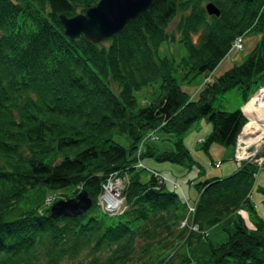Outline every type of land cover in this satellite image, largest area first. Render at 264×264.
Returning <instances> with one entry per match:
<instances>
[{
	"label": "trees",
	"instance_id": "16d2710c",
	"mask_svg": "<svg viewBox=\"0 0 264 264\" xmlns=\"http://www.w3.org/2000/svg\"><path fill=\"white\" fill-rule=\"evenodd\" d=\"M99 1L0 0V264H127L135 252L138 264H264V216L250 195L253 165L196 182L192 212L188 186L156 169L140 180L143 158L192 162L181 136L200 118L210 124L204 151L233 149L245 120L239 110L214 109L211 102L234 89L243 105L264 83V0H153L103 43L72 41L60 16L75 17ZM208 3L218 17L206 15ZM175 19L176 40L168 31ZM248 34L257 37L254 46L215 76L234 54L233 41ZM168 43L185 55L161 56ZM210 74L195 96L182 90ZM154 83L157 95L140 106L134 94ZM156 135L160 146L152 144ZM168 135L176 139L171 149L162 147ZM114 175L126 177L123 208L108 214L97 198ZM81 190L92 199L84 214L52 218L47 196L6 220L30 193L72 198ZM231 214L225 239L207 241V253L192 260V247Z\"/></svg>",
	"mask_w": 264,
	"mask_h": 264
},
{
	"label": "rangeland",
	"instance_id": "374dc122",
	"mask_svg": "<svg viewBox=\"0 0 264 264\" xmlns=\"http://www.w3.org/2000/svg\"><path fill=\"white\" fill-rule=\"evenodd\" d=\"M176 23V19L170 24L168 27L169 33H173L175 40L177 39L176 34H174V25ZM236 40V39H235ZM234 40V41H235ZM257 40V37L248 34L247 36H244L243 38H237V41L239 43L240 48L234 51L233 55L227 56L221 64L216 68L214 75L218 76L219 74L226 71L228 68H230L233 65H238L243 56L254 46L255 42ZM234 41L232 44H234ZM103 43V42H102ZM231 44V46H232ZM232 47H230L231 50ZM232 52V51H231ZM159 54L161 56H169L173 59H179L185 55V52L183 48L178 44H167L164 47H161L159 50ZM213 80L212 74L208 75L207 77H203V75H200L196 77L194 80L189 82L187 85L181 86L182 90L186 92L189 96L193 97L195 96L198 89L203 86L207 82H211ZM258 88V87H257ZM257 90V89H256ZM255 90V91H256ZM158 92V84L154 83L148 87L143 88L142 90L136 92L134 94L135 99L139 103L140 106L143 105V99H152L157 95ZM254 93V92H253ZM249 100V99H248ZM247 100V101H248ZM242 103L239 101V98L237 96V92L232 89L229 91H226L221 96H218L215 98L211 105L214 109L226 111V112H233L235 110H239L242 117L244 116L247 118V108L245 107V104L241 105ZM245 119V118H244ZM247 122V119H245ZM242 129V128H241ZM241 129L238 132V134L235 137L233 148L236 144V140L238 135L241 133ZM210 133V124L206 120V118H200L198 119L193 125L189 128L187 132H185L181 136V140L185 148L188 150L190 156L192 157V162L185 163L183 165H177L172 164L169 162H156L152 160L151 158H143L140 160V162L143 164L144 167H146L145 170H143L140 173V180L146 181L149 177V169H156L157 171H160L164 177H166V180L171 179L173 181H176L182 186H188L185 195L190 203L193 202L195 196L197 195V189L195 188L194 184L196 182L202 181L204 179L217 176V177H224L237 168H241L244 164L249 163L254 166V171L252 172L251 176L253 178L252 187L250 190L251 195V202L254 204L255 209L257 210L258 214L261 216H264V204L263 199L264 195L260 192L261 188L264 185V164H259L255 160L254 157L249 158L246 162L240 163V166H236L237 163L232 159L234 151L232 149V146H220V145H210L207 151H204L201 147V142L207 138L208 134ZM151 137L149 138L150 141L154 139L155 135L153 133H149ZM156 139L153 141V145H161L159 144V135H156ZM174 136H164L162 143V147L165 149H171V144L176 139L173 138ZM113 141L120 144V145H126V140L124 137L121 136H114ZM145 142V140L143 139ZM162 142V141H161ZM160 142V143H161ZM241 146V145H238ZM255 145H247L246 150L247 152H252ZM113 177V186L115 189H119V192L121 188L123 187V184L125 183L126 177H118L116 175L111 176ZM70 189H67L66 191H69ZM59 197H56L53 195L51 191H39L30 193L29 196L22 202H20L8 215L6 216V220H13L19 216V214L22 211H25L29 208L41 206L44 203V199L46 198V202L50 203L51 205L60 200V199H67L64 197H60V194H57ZM119 202L116 210H120L123 208L122 205V196L119 193ZM100 204V203H99ZM195 203H192V206L189 207L186 205L187 211L192 212L195 208ZM238 213L241 215V217L244 219L246 225L248 226L250 223L248 221V217L246 215V212L242 209L238 210ZM114 214V213H113ZM235 216L234 214H231L227 218L223 219L220 223H218L216 226L211 227L207 230L206 237H202L199 242H197L192 249L190 250V256L192 257V260L194 258H198L203 256L207 253V247L206 242H211L212 244H216L220 241H223L226 237V231L232 230V221L234 220ZM188 223V224H187ZM183 223L188 230H194L196 231V226L192 225L193 228L190 227V223ZM181 225V223H180ZM187 253V250H183L182 252ZM137 253L130 258V261L127 264H138L137 262ZM176 261H173V264H175Z\"/></svg>",
	"mask_w": 264,
	"mask_h": 264
},
{
	"label": "water",
	"instance_id": "95a60500",
	"mask_svg": "<svg viewBox=\"0 0 264 264\" xmlns=\"http://www.w3.org/2000/svg\"><path fill=\"white\" fill-rule=\"evenodd\" d=\"M153 0H100L94 7L86 9L72 18L60 16L64 33L72 41L83 38L90 45L104 42L116 36L123 26L150 7ZM208 16L218 17L219 12L211 3L204 5ZM92 206V199L85 190L74 197L60 199L50 207V216L76 217Z\"/></svg>",
	"mask_w": 264,
	"mask_h": 264
},
{
	"label": "built area",
	"instance_id": "2783aa9c",
	"mask_svg": "<svg viewBox=\"0 0 264 264\" xmlns=\"http://www.w3.org/2000/svg\"><path fill=\"white\" fill-rule=\"evenodd\" d=\"M231 51H235L240 48L237 39L231 46ZM249 111H247V122L245 120L242 126L241 133L238 135L236 144L233 148L234 154L232 159L237 163L236 166H240L242 162H246L249 158L254 157L259 164H264V84L259 86L256 92L250 97L245 104ZM263 116V118L261 117ZM241 145V146H238ZM247 145H255L252 152H247ZM252 163V162H249ZM156 177H159L157 174ZM108 179L107 183L103 186V192L99 197V203L105 212L112 213L119 205V189H115L112 181ZM49 202V201H48ZM47 202V203H48ZM185 223L181 222V225ZM191 228L192 224H189Z\"/></svg>",
	"mask_w": 264,
	"mask_h": 264
},
{
	"label": "bare ground",
	"instance_id": "6f19581e",
	"mask_svg": "<svg viewBox=\"0 0 264 264\" xmlns=\"http://www.w3.org/2000/svg\"><path fill=\"white\" fill-rule=\"evenodd\" d=\"M247 109H249V106L247 107ZM263 118V116H261Z\"/></svg>",
	"mask_w": 264,
	"mask_h": 264
}]
</instances>
